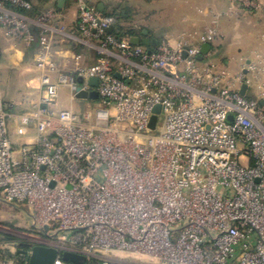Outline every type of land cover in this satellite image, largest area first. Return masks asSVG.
<instances>
[{"label":"built area","instance_id":"1","mask_svg":"<svg viewBox=\"0 0 264 264\" xmlns=\"http://www.w3.org/2000/svg\"><path fill=\"white\" fill-rule=\"evenodd\" d=\"M76 2L79 36L99 61L54 78L56 5L30 14L28 0H0V30L31 44L38 28L49 66L36 113L18 117L20 134L35 127L33 143L14 145L0 98V202L32 212L29 228L0 226V264H30L36 246L57 250L54 264H264V82L251 100L234 89L244 75L203 64L199 46L132 45L108 32L114 17ZM65 87L83 112L61 108Z\"/></svg>","mask_w":264,"mask_h":264},{"label":"crops","instance_id":"2","mask_svg":"<svg viewBox=\"0 0 264 264\" xmlns=\"http://www.w3.org/2000/svg\"><path fill=\"white\" fill-rule=\"evenodd\" d=\"M256 1L261 8L249 11L232 7L230 0H89L104 15H120L119 20L113 16L117 22L115 25L132 32L129 42L131 37L138 36L142 39L150 37L158 43L170 40L175 44L184 40L191 46L202 48L204 44L199 38L214 30L216 38L207 43L211 50L201 62L227 70L232 75L242 73L247 85L245 96L251 100L259 99V87L264 82V0ZM53 4L60 12L56 24L63 33L56 37L51 54L56 66L53 77L57 78L58 72L73 73L77 62L93 65L99 58L79 36L76 0H65L62 7L58 0H49L44 9ZM112 29L114 31V26ZM33 33L35 40L28 44L8 37L0 30V91L3 92L0 98L5 109L14 115L10 119V135L17 147L35 140L33 125L24 128V133L20 134L18 117L36 113L43 95L41 78L45 68L49 67L40 63L41 44L38 33ZM72 42L82 49H74ZM90 57H93L92 61ZM241 87L236 85L234 89L240 92ZM85 107L82 101H72L70 94L68 102L61 101L63 109L81 113Z\"/></svg>","mask_w":264,"mask_h":264},{"label":"water","instance_id":"3","mask_svg":"<svg viewBox=\"0 0 264 264\" xmlns=\"http://www.w3.org/2000/svg\"><path fill=\"white\" fill-rule=\"evenodd\" d=\"M59 6L62 7L65 3V0H58ZM99 9H101V6H99ZM108 32H113V29L110 28ZM146 35L147 33L144 32ZM130 43L132 45H139L143 44L147 47L156 46L158 42L156 40H152L150 37L140 38L138 36H133L130 38ZM211 50V46L209 44H204L201 48V54L198 56V59L202 61L204 59V56L209 53ZM117 78H121L119 74L116 75ZM89 83L92 87H97L98 85V79L97 78H91L89 80ZM129 83V81H128ZM247 90V85L243 84L240 90V93L242 95H245ZM77 98L79 99H98L99 95L96 91L91 92H84L79 90V93L77 95ZM161 112V106L157 105L154 108V116L151 119L150 122V129L155 130L156 124L158 120V114ZM58 258V251L52 248H47L43 246H36L33 248L32 255L30 258V264H54L56 259ZM62 258L64 261H72V262H83L84 258L71 254V253H65L62 255Z\"/></svg>","mask_w":264,"mask_h":264},{"label":"rangeland","instance_id":"4","mask_svg":"<svg viewBox=\"0 0 264 264\" xmlns=\"http://www.w3.org/2000/svg\"><path fill=\"white\" fill-rule=\"evenodd\" d=\"M92 58L93 57H90V61L93 60ZM98 61L99 59L97 60V62ZM68 93H69L68 88L66 87L62 88L61 101L66 100V102H68V98H69ZM0 96L1 97L3 96L2 91H0ZM31 214L32 212L30 208H16L13 205H8L0 202V226L2 227H9L13 230H17L18 228H29L30 223L32 221Z\"/></svg>","mask_w":264,"mask_h":264},{"label":"trees","instance_id":"5","mask_svg":"<svg viewBox=\"0 0 264 264\" xmlns=\"http://www.w3.org/2000/svg\"><path fill=\"white\" fill-rule=\"evenodd\" d=\"M28 1H30L33 4V9L29 13L30 14H36V13H39V12L44 10L45 5L49 0H28ZM108 16H112V17L115 16L117 20L120 19L119 14H110ZM38 30L39 29H37V28L33 29V31H35L36 34L39 32ZM112 34L119 40H127L128 41L129 37L132 35V32L122 28L121 26H119L117 24L116 25L114 24V31ZM72 47L78 51H79V49H82V46L77 45L73 42H72ZM149 49H151V48H149ZM97 56H98V58L100 57L99 55H97Z\"/></svg>","mask_w":264,"mask_h":264}]
</instances>
